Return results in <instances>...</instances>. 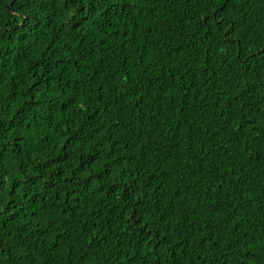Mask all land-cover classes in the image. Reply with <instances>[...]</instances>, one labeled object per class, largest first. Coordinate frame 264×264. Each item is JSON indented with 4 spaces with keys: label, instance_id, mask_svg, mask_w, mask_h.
I'll return each instance as SVG.
<instances>
[{
    "label": "trees",
    "instance_id": "obj_1",
    "mask_svg": "<svg viewBox=\"0 0 264 264\" xmlns=\"http://www.w3.org/2000/svg\"><path fill=\"white\" fill-rule=\"evenodd\" d=\"M0 264H264V0H0Z\"/></svg>",
    "mask_w": 264,
    "mask_h": 264
}]
</instances>
